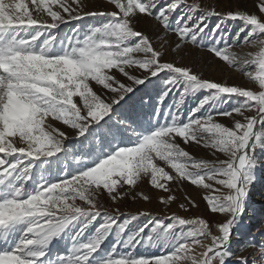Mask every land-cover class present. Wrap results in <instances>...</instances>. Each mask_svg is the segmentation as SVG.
Segmentation results:
<instances>
[{
	"label": "snow or ice",
	"instance_id": "snow-or-ice-1",
	"mask_svg": "<svg viewBox=\"0 0 264 264\" xmlns=\"http://www.w3.org/2000/svg\"><path fill=\"white\" fill-rule=\"evenodd\" d=\"M159 2L107 0L116 11L83 13L82 0H0V264H231L233 260L249 264L248 257H237L231 248L233 230L245 212L256 170L264 167L256 155L264 152V19L244 11L224 14L214 8L202 9L187 0H172L157 11ZM182 5L192 14L178 17L173 28L171 17ZM257 7L264 14V0H259ZM197 11L202 12L200 17L194 16ZM138 15L154 18L180 41L194 46L203 47L200 42L211 37L213 44L220 46L208 51L242 72L258 91L205 81L190 69L161 62V54L149 38L134 29L133 20ZM87 17L105 18V22L91 26L83 36L79 29L63 39L57 35L61 25ZM212 17L242 26L231 41L227 36L217 41L221 25L209 34L205 23ZM243 45L258 51L245 58L232 50ZM130 69L146 75L134 76ZM114 73L131 84L121 83ZM162 73L173 75L164 82L165 91L157 101L160 107L182 86L176 111L166 114L165 124L132 130V144H117L108 152L101 141L100 154L91 166L86 165L71 178L48 180L45 173L68 153L64 141L69 137L52 122L74 130L77 140L91 138L95 142L98 127L109 123L114 107L126 94ZM201 91L209 95L185 121L180 114L184 99ZM104 92L114 94V98L109 99ZM233 97L240 100L238 106L217 113L233 119L231 128L217 122L211 112L197 115L207 106L216 109ZM237 116L241 119L236 120ZM159 117L158 107L155 118ZM117 123L127 126L124 120ZM177 139L184 145L211 149L215 158L196 160ZM216 154L226 159L220 160ZM144 179L153 189L165 192H170L173 182L208 190L212 195L203 199L209 211L227 217L215 226L218 234H213V226L202 218L171 216L169 225L155 222L146 238L147 225L125 236L139 216L120 223L119 209L110 214L100 197L107 194L115 203L124 199L125 187L134 189ZM175 199L169 195L160 203ZM185 199L197 207L191 198ZM180 207L189 210L183 204ZM101 218L103 223L89 235V229ZM110 236L116 242L104 252L102 246ZM57 240H68L69 247L53 255L51 246ZM139 246L171 251L137 257L133 252ZM247 247L257 249L264 261V246L249 243Z\"/></svg>",
	"mask_w": 264,
	"mask_h": 264
},
{
	"label": "rangeland",
	"instance_id": "rangeland-1",
	"mask_svg": "<svg viewBox=\"0 0 264 264\" xmlns=\"http://www.w3.org/2000/svg\"><path fill=\"white\" fill-rule=\"evenodd\" d=\"M82 2L84 5L83 13L93 11H116L112 5L107 3V0H82ZM258 2L259 0H187L188 4H199L202 9L210 10L214 8L217 12L224 14L244 11L249 14H256L258 17L264 19V14H261L257 7ZM170 3H172V0H160L157 11H159L160 8L167 7ZM71 6L75 7V5ZM190 14L192 13L189 12L187 7L183 5L180 6L171 17L172 27L174 28L176 26L175 21L178 17L181 15L187 17ZM201 15L202 12L200 11L194 13L195 17H200ZM103 22H105V18L87 17L84 20L73 21L61 25V27L56 30V33L63 39L71 35L73 30L79 29L80 35L83 36L91 26H98ZM205 23L207 24V32L209 34L213 32L218 24L221 25L220 32L216 36L217 41H219L221 36H227L228 40L231 41L232 37L235 36L242 26L239 22H222L217 17L209 18ZM133 26L136 31L143 33L149 38L154 49L161 54V62L171 63L179 68L190 69L192 74L200 76L205 81L258 91V86L250 82L242 72L228 66L212 52L208 51L209 48L220 46L219 44L214 45L211 37L200 42L203 47L199 45L194 46L191 43L180 41L174 32L164 29L160 22L144 15L135 17ZM241 39H243V37H241ZM133 43H135V41H133ZM177 45L180 46L176 47ZM232 50L237 55L247 58L249 54H255L258 48L243 45L235 47ZM129 71L130 74L137 77L146 75L141 70L130 69ZM114 75L121 83L125 85L131 84V81L127 80L126 77L121 74L114 73ZM172 75L173 74L170 73H162L156 78L149 79L145 85L137 86L133 93L126 94L125 99L114 107V114L109 123L103 128L98 127L95 142H93L91 138L89 140H77L74 130L68 129L59 122H52L54 127L66 133L69 137L64 141L68 153L66 156H61V163L59 165L54 164L51 171L45 173L48 180L56 182L63 178H71L73 174H76L86 165L91 166L95 156L100 154L101 141H103V145L105 146V152H108L115 148L117 144L120 146L132 144L135 139L132 135V130H148L165 124L167 122L166 114L169 111H176L175 105L180 100V93L182 91L181 86L180 90H174L168 95L162 107L158 105L157 101L165 91L164 82ZM95 90L98 93L101 92L99 87H96ZM103 95L109 99L114 98V94L112 93L104 92ZM208 95L209 92L201 91L195 95H189L184 99L180 114L185 121L191 111ZM239 103L240 100L233 97L231 102L227 104L221 103L216 109L207 106L197 115L203 117L211 112L216 116L217 122L231 128L234 123L233 119L218 116L217 113L230 111L237 107ZM158 107L160 110V117L156 119L155 114ZM246 115H252V113H246ZM235 119L240 120L241 117L237 116ZM118 120L127 121V126L118 124ZM113 140H115V143H112ZM177 143L196 160L212 161L215 158L211 149H205L192 143L184 145L179 139H177ZM108 145H111V147H108ZM256 155L260 157V162L264 165V152L257 151ZM216 157L220 160L226 159L223 154H216ZM166 170L174 175V173H171L170 169ZM256 172L260 174V177L258 181L255 180V183L251 186L245 212L233 230L231 251L235 253L237 257H248L249 264H264V261L260 259V252L257 249L247 247L249 243L264 246V167L258 168ZM169 188L170 192L153 189L150 186L149 180L144 179L139 182L134 189L125 187L123 189L124 199L113 203L111 198L107 194H104L100 197V203L104 205V209L110 214H115V210L119 209V213L121 214L119 216L120 223H123L131 216H139V218L129 226L125 236L147 225L144 232L146 238L148 235L152 234L151 228L154 226L155 222L169 225L172 222L168 217L171 216L183 219L202 218L213 226V234H218L216 233L215 226L224 222L227 217L213 214L209 211V206L203 197L212 195V193L203 188H197L188 182H173L169 185ZM140 193H143L149 199L145 201L140 197ZM169 195H174L176 199L169 204L160 203L162 198L167 199ZM186 196L191 198L197 207H192L188 200L185 199ZM182 204L189 210H183L180 207ZM140 213H147L149 215L140 216ZM101 223H103L102 218L98 219L96 224L89 229V235L94 234L96 227ZM115 242V237L110 236L102 246V250L108 252L112 249ZM68 247V240L54 241L51 246V253L53 255L56 253H63ZM117 251L128 250L118 249ZM166 251H171V249L165 250L163 247L152 248L139 246L134 250L133 254L137 257H156L165 254ZM196 251L199 252L200 249L197 248ZM231 264H235V260H233Z\"/></svg>",
	"mask_w": 264,
	"mask_h": 264
},
{
	"label": "bare ground",
	"instance_id": "bare-ground-1",
	"mask_svg": "<svg viewBox=\"0 0 264 264\" xmlns=\"http://www.w3.org/2000/svg\"><path fill=\"white\" fill-rule=\"evenodd\" d=\"M259 177H260V174L256 172V181H258Z\"/></svg>",
	"mask_w": 264,
	"mask_h": 264
}]
</instances>
